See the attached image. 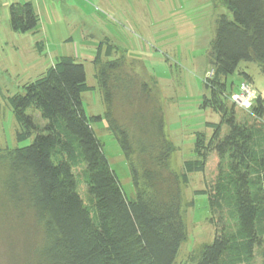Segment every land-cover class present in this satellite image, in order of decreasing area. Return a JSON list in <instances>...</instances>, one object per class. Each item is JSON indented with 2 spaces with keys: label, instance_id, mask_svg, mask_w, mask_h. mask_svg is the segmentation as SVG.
I'll list each match as a JSON object with an SVG mask.
<instances>
[{
  "label": "trees",
  "instance_id": "16d2710c",
  "mask_svg": "<svg viewBox=\"0 0 264 264\" xmlns=\"http://www.w3.org/2000/svg\"><path fill=\"white\" fill-rule=\"evenodd\" d=\"M221 3L231 18L217 20L209 46L211 75L204 81L209 94L202 104L219 122L205 123L209 136L195 135V158L185 160L181 171L170 164L176 148L165 133L156 83L151 88L136 83L133 63L116 54L107 39L92 60L102 116H86L81 94L92 88L84 66L71 56L57 58L8 99L15 140L32 141L0 148L4 264H173L187 236L185 213L192 201L184 199L183 190L188 175L204 172L211 153L217 157L215 177L194 195H207L215 236L192 251L185 264H253L256 256L264 264L263 99L257 95L244 113L232 102V84L227 85L240 62L264 71V0ZM38 23L30 3L9 6L14 32L33 31ZM35 113L43 125L34 122ZM102 120L128 165L132 199L91 127Z\"/></svg>",
  "mask_w": 264,
  "mask_h": 264
},
{
  "label": "rangeland",
  "instance_id": "374dc122",
  "mask_svg": "<svg viewBox=\"0 0 264 264\" xmlns=\"http://www.w3.org/2000/svg\"><path fill=\"white\" fill-rule=\"evenodd\" d=\"M26 2L31 4L39 23L33 31L16 33L10 28L9 6ZM221 15L231 18L221 0H0V148H21L31 143L32 138L20 143L15 140L17 126L8 99L21 93L25 84L40 78L61 56L74 57L84 66L86 84L92 88L81 94L86 116L103 115L91 61L97 46L107 39L116 54L122 53L127 63H133L130 71L136 83L143 81L150 88L152 82L156 83L165 133L176 148L170 164L181 171L185 160L195 158V135L209 136L211 130L205 123L219 122L218 115L202 104L209 94L204 81L211 72L210 41ZM239 72L250 77L248 83L264 105V71L252 62H240L236 72L227 78L228 88L232 84L234 92L239 82L245 81ZM244 113L238 110L240 116ZM32 116L36 124L43 125L38 113ZM91 127L126 197L132 199L128 165L117 141L104 120ZM216 165L217 157L211 153L204 172L188 175L189 182L183 190L184 199L192 201L185 213L187 236L173 264H185L192 251L214 239L207 195L194 192L208 187L215 177ZM80 190L83 194V188ZM2 243L0 238V264H4ZM253 264H260L258 256Z\"/></svg>",
  "mask_w": 264,
  "mask_h": 264
},
{
  "label": "built area",
  "instance_id": "2783aa9c",
  "mask_svg": "<svg viewBox=\"0 0 264 264\" xmlns=\"http://www.w3.org/2000/svg\"><path fill=\"white\" fill-rule=\"evenodd\" d=\"M255 97L256 93L253 91L251 85L247 81H244L239 83L238 91L232 95L231 99L240 109L249 111Z\"/></svg>",
  "mask_w": 264,
  "mask_h": 264
},
{
  "label": "crops",
  "instance_id": "0c3cea01",
  "mask_svg": "<svg viewBox=\"0 0 264 264\" xmlns=\"http://www.w3.org/2000/svg\"><path fill=\"white\" fill-rule=\"evenodd\" d=\"M91 62H92V61H91ZM240 82H241V81H240ZM240 82H239V83H240Z\"/></svg>",
  "mask_w": 264,
  "mask_h": 264
}]
</instances>
